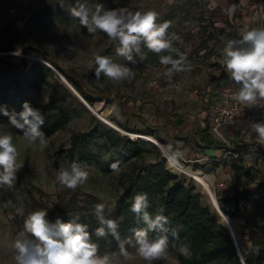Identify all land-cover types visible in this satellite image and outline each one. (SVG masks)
<instances>
[{"label": "rangeland", "instance_id": "1", "mask_svg": "<svg viewBox=\"0 0 264 264\" xmlns=\"http://www.w3.org/2000/svg\"><path fill=\"white\" fill-rule=\"evenodd\" d=\"M79 2L103 4L106 9L127 6L133 11H157L160 22L171 21L168 33L180 37V41L174 42V46L187 55L191 71L176 73L168 78L163 75L165 67L159 63V57L150 56L147 49H144L146 60L138 61L135 65L128 64L116 54V45L106 34L99 31L88 33L79 20L71 15L70 8L76 0H64V8L59 6V0H0V58H8L18 67L20 74L34 64H38L40 68L38 87L28 90L24 95H17L12 88L2 87L0 100L15 102V107L22 106L21 103L25 102L44 115L62 114L63 120H66L62 129L52 135L45 133L47 146L41 149L38 145L30 144L18 129L10 125L8 117L0 115V133L12 134L19 153L17 163L23 165L12 187L0 186V264H15L13 253L6 245L23 230L25 217L35 211V201L54 206L60 200L70 199L75 193L82 198L93 195L105 202L108 212H112L127 185L141 181L140 177L158 169V164L164 163L168 168L165 150L141 136L135 137V140H139V147L135 149L136 156L116 171H106L102 165L114 152L106 137H89L80 144L75 156L71 157L69 148L75 133H87L93 128L102 130L101 123L107 128L111 127L92 113L42 59L55 62L95 93L97 97L93 109L120 127L123 130L120 134L131 140L134 139L126 133L149 135L165 147H170L172 143L173 151L177 152L175 143L159 140L154 131H151L152 134L145 132L154 128L155 133L159 134L158 131H161L164 135L175 117L188 118L198 110H205L202 100L204 96L207 98V88L230 84L227 83L229 75L223 54L225 41L229 38L238 39L241 33L253 27H264V0ZM96 54L109 56L114 62L128 65L134 71V77L121 82H113L103 76L97 80L93 70ZM260 101V117L256 122L264 121V100ZM118 104H121L125 112L135 113L138 117L127 118L121 115L117 109ZM21 111L23 108L19 112ZM122 125H127L136 132H129ZM243 136L236 144L245 143L244 146H239L240 154L243 164L250 168L254 176L248 185L251 191L249 205L259 213L258 221L264 223V141L252 129ZM176 137L177 135L175 139ZM73 162L79 163L89 172L87 182L75 190L56 181L58 170L70 167ZM182 176L186 184L191 183L199 191L190 175ZM233 177V173L231 178L224 177L231 188V185L235 188ZM213 189L222 209L234 211V202L221 203L226 198L221 197L222 193L217 185ZM202 201L204 205H209L203 195ZM19 207L24 210L23 216L16 214L15 210ZM94 209L90 212L94 213ZM229 216L234 220L240 219L236 232L240 248L243 253L248 252L252 243L244 228L245 219ZM84 224L88 225L93 242L99 245V254L116 253L119 256V246L111 248L110 236H95V229L100 226L97 220L89 219ZM181 245L187 244L174 242L168 245L167 259L155 261L154 264H182L179 260ZM126 249L129 258L119 257L120 264H147L138 256L134 247L126 245ZM185 256H190V250Z\"/></svg>", "mask_w": 264, "mask_h": 264}, {"label": "clouds", "instance_id": "2", "mask_svg": "<svg viewBox=\"0 0 264 264\" xmlns=\"http://www.w3.org/2000/svg\"><path fill=\"white\" fill-rule=\"evenodd\" d=\"M59 6L65 7L64 0H59ZM70 12L88 33L99 31L106 34L116 45V54L130 65L146 60L144 49H147L159 57V63L165 67L164 76L171 78L176 73L191 71L187 55L174 46L180 37L168 33L171 21L160 22V14L155 10L133 11L127 6L106 9L103 4L89 5L76 0ZM223 54L226 71L239 85V90L231 98L246 105L264 100V27H253L241 33L238 39H227ZM93 70L97 80L103 76L113 82L129 80L135 75L128 65L99 54L94 56ZM0 114L8 117L9 124L18 129L30 144L38 145L41 149L47 146V137L42 131L45 119L38 109L25 103L23 111L19 113L0 108ZM250 128L264 141V121L252 122ZM18 155L12 134L0 133V186L12 187L17 180V173L23 167L17 163ZM111 168L118 170V164H112ZM88 179L89 172L76 162L70 167H61L56 176L60 185L71 190L83 185ZM132 201L131 211L146 227L134 230L133 236L125 239L120 237L117 222L106 217V204L98 203L94 209L100 225L95 229V236L114 238L119 245V256L116 253L99 254V245L93 242L88 225L76 219L64 222L57 218L52 222L45 209L30 212L24 219L23 230L6 248L12 251L15 264H120L119 257L129 258L126 245L134 247L147 264L166 260L168 218L163 214L153 218L149 214L147 193H137ZM15 211L17 215H24L22 207ZM150 232L159 235L150 238ZM179 251L187 255L188 246L181 245ZM254 251L258 254L259 250L257 248Z\"/></svg>", "mask_w": 264, "mask_h": 264}, {"label": "trees", "instance_id": "3", "mask_svg": "<svg viewBox=\"0 0 264 264\" xmlns=\"http://www.w3.org/2000/svg\"><path fill=\"white\" fill-rule=\"evenodd\" d=\"M150 56H157L148 51ZM47 60V59H46ZM49 61V60H48ZM53 64L67 80L78 90L84 99L91 105L97 95L87 89L73 75L63 70L58 64ZM46 70L45 67H41ZM51 70V69H50ZM47 69V71H50ZM52 71V70H51ZM40 68L34 64L26 72L20 74L18 67L9 61L8 58H0V88H12L17 95H24L28 90L38 87ZM15 102L0 100V108H6L9 112L18 113L22 106H13ZM121 115L130 118L138 117L135 113L125 112L121 104L117 105ZM1 115V114H0ZM45 123L42 131L47 135L62 129L66 124L62 114L44 115ZM97 119V118H96ZM102 130L93 128L87 133H75L72 137V146L69 148L70 156L74 157L80 144L91 138L106 137L114 152L110 158L103 162L106 171H114L111 165L116 163L118 168L128 163L136 156L135 149L139 147V140H131L115 130L107 128L101 123ZM122 128L129 132L131 130L127 125ZM152 130L145 134H152ZM202 140L206 143V148H220L222 144L213 140L211 136L204 133L201 135ZM234 157V156H233ZM232 157L231 167L233 170V180L235 182L234 194L221 203L234 202L235 210H223L227 215L243 217L245 219L244 228L249 235L252 243L248 252H244L246 264H264V223L258 221L259 213L253 210L249 205L251 191L248 187L254 176L250 168L243 164V157ZM158 169L149 171L146 175L141 176V181L133 182L127 185L124 193L118 198L116 207L112 212H108V207L98 197L87 195L85 198L75 193L68 200H60L54 206L46 202L35 201V210L45 209L48 211V219L55 222L57 218L67 222L76 219L77 222L84 224L89 219L97 220L93 210L98 203L106 204L105 215L113 219L119 225L118 231L121 239L133 236L136 229L145 228L143 221L131 211L132 198L137 193H147L150 207L147 209L149 214L154 218L158 214H163L168 218L169 231L167 232L168 245L171 243H184L189 246L190 256L179 255L182 264H243L234 239L229 230L221 225L217 215L212 211L209 205H204L202 194L191 185L186 184L181 174H175L165 167V164H158ZM157 233H149L150 238H156ZM112 247H118V242L110 236ZM258 248V254L254 249Z\"/></svg>", "mask_w": 264, "mask_h": 264}, {"label": "crops", "instance_id": "4", "mask_svg": "<svg viewBox=\"0 0 264 264\" xmlns=\"http://www.w3.org/2000/svg\"><path fill=\"white\" fill-rule=\"evenodd\" d=\"M234 13L236 12L234 11ZM228 75L229 81L227 83L230 82L231 84L234 81L231 79L229 73ZM224 85L225 84L218 87L212 86L207 88L208 92L205 91V93H207V98L204 96V100H202L205 110H198L195 115L188 118L179 116L175 117V120L170 123L168 130L166 129L168 133L165 132L163 135L161 131H158L159 134H157L155 133L156 130L154 128H151V130L154 131V135L159 138V140L166 141V143H175L178 147L177 152L182 158L186 159V165H188L191 170L206 175L212 180L213 185L221 184L222 187L219 188L222 193L221 197L227 198L232 196L235 191L233 185H231V188L225 182L229 176L231 178L233 173L230 164L233 154L229 152L233 149V151L240 154L241 152L239 149L241 145L245 143L236 144V142L241 141L244 134L233 125H228L222 128L227 142L221 141L211 132V123L207 113L208 107L210 102L218 96ZM204 133L211 136L213 140L219 142L222 146L220 148L212 149L204 147L206 146V143L201 137ZM175 135H177V140L175 139ZM171 146H173L172 143Z\"/></svg>", "mask_w": 264, "mask_h": 264}, {"label": "built area", "instance_id": "5", "mask_svg": "<svg viewBox=\"0 0 264 264\" xmlns=\"http://www.w3.org/2000/svg\"><path fill=\"white\" fill-rule=\"evenodd\" d=\"M238 90L239 85L235 82L223 87L218 96L210 102L208 107L207 113L211 123V132L214 136L224 142H227V140L225 139L224 133L222 131L223 127L233 125L238 130H241L243 134H245L251 129L250 124L252 122H256V120L260 117L261 101L258 100L253 105H246L235 101L231 97ZM138 136L139 135L136 137ZM132 139H135V137H132ZM169 148V155L166 152L167 162L169 163L171 160L175 164L179 165L184 169V171L180 172L179 174H186L188 176L190 175V177L194 179V176L189 174V171L187 172L189 167L186 165V159L182 158L178 152L173 151L172 146ZM229 153L233 154V156L236 158L240 155L238 152L233 151V149H231ZM168 169L172 172H175L173 167H169V165ZM217 187L220 188L222 185L217 184Z\"/></svg>", "mask_w": 264, "mask_h": 264}, {"label": "bare ground", "instance_id": "6", "mask_svg": "<svg viewBox=\"0 0 264 264\" xmlns=\"http://www.w3.org/2000/svg\"><path fill=\"white\" fill-rule=\"evenodd\" d=\"M42 62H43L48 68H51V63H50L49 61L42 59ZM56 76L58 77V79H59L60 81H62L66 86L69 87V84L66 82V80L64 79L63 76H60V75L57 74V73H56ZM72 92H74L73 89H72ZM102 116H103V115H102ZM104 120H105L106 122H108L109 125H111V126L117 128V129L123 131L120 127H118L117 125H115L114 123H112L111 121H109L108 119H106L105 117H104ZM137 135H138V134L131 133V136H132L133 138L136 137ZM139 136H141V137L144 138L145 140L150 141V142H152L153 144H155V145H157V146L163 148V149L165 150V152H167V154L169 155L170 148L161 145L160 142H159L156 138H154V137H152V136H149V135H139ZM168 165H169V167H173V170H174L175 172H177V173H180V172H183V171H184V169H183L182 167H180L179 165L175 164V163L172 162L171 160L169 161ZM190 170H191V169H187V172L189 171V174H191L192 176H194L195 185L198 187V190L206 195V197H207V199H208V204H209V205H210V206H211V207L217 212V214H218V215H219V216H220L225 222H228V223L232 226V228H233V230H234V232H235L236 238H237V240H238V242H239V237H238V234H237V232H236V228H237V225H238L240 219L234 220V219H232L229 215H227V214L223 211V209H222V207H221V205H220V203H219V201H218V198H217L216 192H215V190L213 189V182H212V180H210V179H209L206 175H204V174H200V173H198V172H194L193 170H192V171H190Z\"/></svg>", "mask_w": 264, "mask_h": 264}, {"label": "water", "instance_id": "7", "mask_svg": "<svg viewBox=\"0 0 264 264\" xmlns=\"http://www.w3.org/2000/svg\"><path fill=\"white\" fill-rule=\"evenodd\" d=\"M51 69L55 74H59L60 76H63L64 79L66 80V82L69 84V89L72 91L73 89V93L85 104V106L92 112L94 113L100 120H102L105 124L109 125L108 122H106L104 120V117L96 110L93 109V107L84 99V97L78 92V90L67 80V78L53 65L51 64ZM109 127H111V129L117 131V132H122L121 130L109 125ZM127 135H131V133H126ZM201 194L205 197V199L207 200L208 202V199L206 197V195L204 193L201 192ZM210 206V205H209ZM211 207V206H210ZM212 211L215 212L217 214V212L211 207ZM217 217H218V221L221 225H223L224 227H226L230 234L232 235L233 239H234V243L236 245V249L238 251V254L243 262V264H246L245 263V260H244V256H243V251L242 249L240 248V243L238 242L237 238H236V235H235V232L232 228V226L228 223V222H225L218 214H217Z\"/></svg>", "mask_w": 264, "mask_h": 264}]
</instances>
